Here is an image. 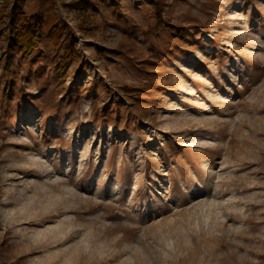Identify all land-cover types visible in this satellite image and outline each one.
I'll return each instance as SVG.
<instances>
[{
    "label": "rangeland",
    "instance_id": "obj_1",
    "mask_svg": "<svg viewBox=\"0 0 264 264\" xmlns=\"http://www.w3.org/2000/svg\"><path fill=\"white\" fill-rule=\"evenodd\" d=\"M12 1L0 264H264V0H166L160 21L154 0H54L80 54L63 80L43 25L5 52Z\"/></svg>",
    "mask_w": 264,
    "mask_h": 264
},
{
    "label": "trees",
    "instance_id": "obj_2",
    "mask_svg": "<svg viewBox=\"0 0 264 264\" xmlns=\"http://www.w3.org/2000/svg\"><path fill=\"white\" fill-rule=\"evenodd\" d=\"M27 0H13L8 12L7 28L5 35V52L20 51L29 56L39 45L41 26L46 28L51 43L54 46L63 44V55L54 65V73L63 80L66 75L68 62L78 60L80 54L75 46V37L70 26L58 19L54 10V0H43L47 12L43 15H26L23 11ZM114 8L118 7L119 0H107ZM157 19L160 21L166 0H154ZM73 4V3H68ZM181 35V31H178ZM177 33V35L179 34ZM42 55V54H41Z\"/></svg>",
    "mask_w": 264,
    "mask_h": 264
},
{
    "label": "bare ground",
    "instance_id": "obj_3",
    "mask_svg": "<svg viewBox=\"0 0 264 264\" xmlns=\"http://www.w3.org/2000/svg\"><path fill=\"white\" fill-rule=\"evenodd\" d=\"M28 116H30V118H33V115L30 114V113H29ZM210 205H211V204H208V209H207V211H206L205 214H204V215L206 216V218H209L210 213H211V211H210ZM185 241L188 242L187 240H185ZM171 242H172V239H171V240L168 239V238L165 239V243H166L167 246H170V245H171ZM140 264H145V262H144V261H141Z\"/></svg>",
    "mask_w": 264,
    "mask_h": 264
}]
</instances>
